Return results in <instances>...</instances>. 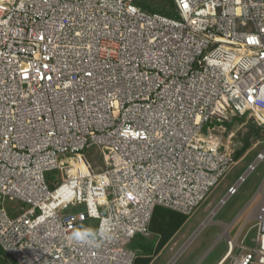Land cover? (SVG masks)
Listing matches in <instances>:
<instances>
[{
    "label": "built area",
    "instance_id": "built-area-1",
    "mask_svg": "<svg viewBox=\"0 0 264 264\" xmlns=\"http://www.w3.org/2000/svg\"><path fill=\"white\" fill-rule=\"evenodd\" d=\"M134 1L0 0V198L23 205L0 206V248L15 264H134L157 207L189 215L237 163L214 133L230 114L264 130V0ZM255 227L217 264H264V208Z\"/></svg>",
    "mask_w": 264,
    "mask_h": 264
},
{
    "label": "rangeland",
    "instance_id": "rangeland-1",
    "mask_svg": "<svg viewBox=\"0 0 264 264\" xmlns=\"http://www.w3.org/2000/svg\"><path fill=\"white\" fill-rule=\"evenodd\" d=\"M134 4L142 8L146 7L150 10H156L165 14L169 11H173L172 0H136L134 1ZM230 115L231 121L223 124L226 127V130L221 134L218 133L219 131H215L214 133L217 134L222 141L226 142V139L230 141L237 163L232 165L224 177L221 178L218 184L212 189L205 202H203L189 215L181 214L182 216H185L186 219L191 218L195 214L191 221L187 223V226L181 231V233H179L181 237L184 236L182 242L194 231V229H196L197 226H200L203 220H206L207 217H209V213L217 206L219 200L225 196L227 188L231 184L235 183L238 176L245 171L247 165L255 159L257 153L264 149V130L252 119L246 118L247 115L241 118L237 115ZM86 157L93 167H95L96 164L101 163V155L93 148L87 150ZM49 176L59 178V172L56 170L49 171L46 173V178L48 179ZM263 180L264 161H261L257 165L256 169L247 176L245 181L240 184L237 192L231 195L226 202L213 215H211V221L206 223L196 235L192 244L183 253L182 260L188 262L189 264H194L199 254L201 252L204 253L206 250H208L207 255L199 264H214L217 260H219L227 248L226 236L223 235L224 226L235 219V217L247 206L248 202L260 187L258 195L249 203L245 211L238 216L229 229L230 237L235 238L240 227L242 228L246 224L241 235L243 237L246 234L244 244L247 246H253L254 244L251 242V239H253L256 235V220L264 208V193H262L264 191ZM258 199L260 201V204L258 205H260L261 209L259 211L255 208H251ZM1 205L5 206L9 210V213L13 216L17 215L22 210L19 208L22 205L19 201L12 202L6 198H0V206ZM10 208L13 209L10 210ZM247 211L248 213L246 214L245 212ZM166 213L167 212L163 214ZM160 215H162V213L158 212L156 218H159ZM167 215L169 214L167 213ZM159 220L160 219H157L155 224L152 222L151 226V229L158 234L160 233L158 231V227L161 221ZM96 224L97 222L95 220L89 221L91 230L87 233H93L96 229ZM174 230H171L170 235L173 233L176 234L177 231ZM240 239L241 238L239 237V240ZM195 249L197 250V253H194ZM172 253L173 250L161 257V264H164ZM180 263L181 262L179 261L175 264ZM0 264H13L1 249Z\"/></svg>",
    "mask_w": 264,
    "mask_h": 264
},
{
    "label": "crops",
    "instance_id": "crops-1",
    "mask_svg": "<svg viewBox=\"0 0 264 264\" xmlns=\"http://www.w3.org/2000/svg\"><path fill=\"white\" fill-rule=\"evenodd\" d=\"M263 182H264V180H263ZM262 183H261V186H262ZM259 190H260V187L255 192V194L253 195L251 200L248 202L247 206L258 195ZM262 193H264V191ZM260 197H261V195H260ZM259 202L260 201L258 199L257 202L251 208H253V209L255 208L258 211L261 210L260 205H258V204H260ZM247 206L235 217V219L233 221H231L229 224L224 226L223 235L226 236V240L228 237H230L229 229H230L231 225L235 222V220L238 218V216L245 211ZM157 208H163V207H157ZM163 209L166 210L165 212H167V213L171 211L172 213H177V214L181 215V213H179V212H176V211H173L170 209H166V208H163ZM248 211L245 213L247 214ZM167 213H166V216L168 217ZM192 217L184 220L183 223L177 229L174 230V231H177L176 234H174V233H173L174 235L171 234L170 236L165 238L164 241L161 239V238H163V236L161 235L162 233L158 234L157 232H155L154 230L151 229V232H152L151 236H149V237H136L131 242H129L127 244V246L129 248L135 249L137 251V254H138L137 258L134 261V264H161V262H160L161 257L165 256L166 254H168L172 250H173V253L171 254V256L167 259V261L164 264H175L176 262H179V261L181 262L180 264H189L188 262L182 260L183 253L189 248V246L194 241V238L199 233V231L205 226V224L211 221V215L209 213V217H207L206 220H203L201 222L200 226H197L196 229H194V231L190 235H188L184 239V241L182 242L184 236L181 237V235H179V233H181V231L187 226V223H189L191 221ZM245 226H246V224H245ZM244 227H242V228L240 227L235 238H232V239H237L238 242L242 241L243 244H244V240L246 238V234L243 237L241 235ZM150 228H151V226H150ZM239 237L241 238L240 240H239ZM251 242L253 243L252 239H251ZM244 246H246L247 248H251L254 245L253 246H247L246 244H244ZM196 249L194 250V253H197ZM244 250L245 249H238L237 248L235 250V254H240V253L244 252ZM207 251L208 250H206L204 253L201 252L199 254V256L197 257L196 262H194V264H199L204 259V257L207 255ZM226 251H227V248H226ZM226 251L224 252V254L226 253ZM2 252L9 258V260L13 264H15L14 261L3 250H2ZM223 255L214 264H217L220 261V259L223 257ZM199 257H201V258H199Z\"/></svg>",
    "mask_w": 264,
    "mask_h": 264
},
{
    "label": "trees",
    "instance_id": "trees-1",
    "mask_svg": "<svg viewBox=\"0 0 264 264\" xmlns=\"http://www.w3.org/2000/svg\"><path fill=\"white\" fill-rule=\"evenodd\" d=\"M165 211L166 210H164L163 208H156L154 211V214H153L152 221H151V226H152V222L155 224V221L157 222V219L161 220V221L159 220L160 223H159L158 231L160 233H162V235H163L162 240L163 241L165 240V238L170 236L171 230L177 229L183 223V221L186 219L185 216H182V215L177 214V213H172V212H168V214L169 213L170 214L167 217L166 214H163V213H165ZM158 212L162 213V215H160L159 218H156Z\"/></svg>",
    "mask_w": 264,
    "mask_h": 264
}]
</instances>
